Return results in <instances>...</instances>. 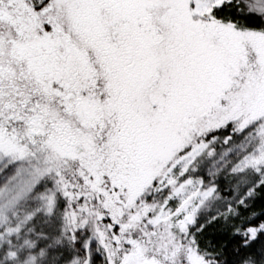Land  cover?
Here are the masks:
<instances>
[{
    "label": "snow or ice",
    "instance_id": "1",
    "mask_svg": "<svg viewBox=\"0 0 264 264\" xmlns=\"http://www.w3.org/2000/svg\"><path fill=\"white\" fill-rule=\"evenodd\" d=\"M0 264H264V0H0Z\"/></svg>",
    "mask_w": 264,
    "mask_h": 264
}]
</instances>
